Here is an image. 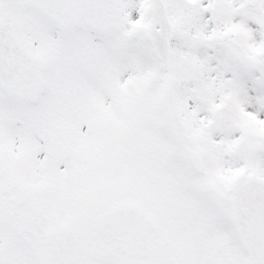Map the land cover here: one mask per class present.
Here are the masks:
<instances>
[{
    "label": "snow or ice",
    "instance_id": "6c2138e0",
    "mask_svg": "<svg viewBox=\"0 0 264 264\" xmlns=\"http://www.w3.org/2000/svg\"><path fill=\"white\" fill-rule=\"evenodd\" d=\"M0 264H264V0H0Z\"/></svg>",
    "mask_w": 264,
    "mask_h": 264
}]
</instances>
